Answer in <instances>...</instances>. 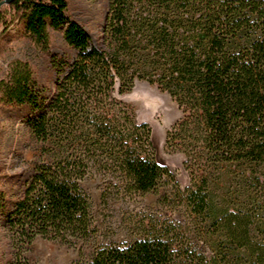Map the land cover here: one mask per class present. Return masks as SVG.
I'll list each match as a JSON object with an SVG mask.
<instances>
[{
    "label": "trees",
    "instance_id": "obj_1",
    "mask_svg": "<svg viewBox=\"0 0 264 264\" xmlns=\"http://www.w3.org/2000/svg\"><path fill=\"white\" fill-rule=\"evenodd\" d=\"M7 6L57 74L55 89L41 91L20 64L2 87V101L30 109L39 151L14 199L0 187L10 264H28L23 253L37 237L93 235L81 185L93 169L116 179L119 193L167 188L159 205L184 208L189 235L180 223L152 221L139 239L102 245L74 264H264V0H108L95 45L67 0ZM50 29L63 32L73 58L50 53ZM136 81L182 111L166 145L185 156V189L156 161L149 124L112 97L116 84L123 94Z\"/></svg>",
    "mask_w": 264,
    "mask_h": 264
},
{
    "label": "rangeland",
    "instance_id": "obj_2",
    "mask_svg": "<svg viewBox=\"0 0 264 264\" xmlns=\"http://www.w3.org/2000/svg\"><path fill=\"white\" fill-rule=\"evenodd\" d=\"M67 2L68 15L85 29L92 43L97 44L102 36L108 0ZM49 50L59 57H74V51L66 43L62 31L49 30ZM20 64L30 67L39 90L50 92L55 89L57 74L50 66L48 54L32 40L16 20L14 10L6 5L0 9V187L10 199L16 197L21 181L29 174L31 162L39 154L26 124L30 109L2 101V87L11 80ZM112 97L123 103L138 123L149 124L156 161L174 173L181 189L189 187L191 176L184 167L185 156L169 150L166 145L168 133L183 116L178 104L156 85L145 81H136L134 87L123 94L119 93L116 84ZM20 174L24 176L13 178ZM117 184L113 177L91 170L81 185L91 197L93 235L88 240L73 243L37 237L23 253L27 263L74 264L82 256L90 257L102 245L130 243L139 239L142 225L152 221L180 223L189 235V217L185 209L172 210L169 206L159 205L167 188H161L154 194H126L113 188ZM13 258L9 236L0 227V264H10Z\"/></svg>",
    "mask_w": 264,
    "mask_h": 264
},
{
    "label": "water",
    "instance_id": "obj_3",
    "mask_svg": "<svg viewBox=\"0 0 264 264\" xmlns=\"http://www.w3.org/2000/svg\"><path fill=\"white\" fill-rule=\"evenodd\" d=\"M14 0H2L0 2V9L3 7V6H6V5H10Z\"/></svg>",
    "mask_w": 264,
    "mask_h": 264
}]
</instances>
